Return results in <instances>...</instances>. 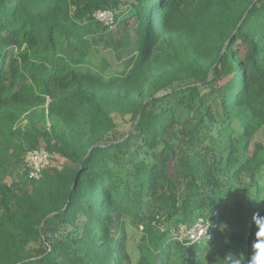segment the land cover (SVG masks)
Instances as JSON below:
<instances>
[{
    "label": "trees",
    "instance_id": "trees-1",
    "mask_svg": "<svg viewBox=\"0 0 264 264\" xmlns=\"http://www.w3.org/2000/svg\"><path fill=\"white\" fill-rule=\"evenodd\" d=\"M120 2L0 0V264H248L264 217V0ZM100 43L120 69L93 60ZM114 113L132 120L121 136ZM37 148L67 163L4 183ZM199 217L209 236L180 241Z\"/></svg>",
    "mask_w": 264,
    "mask_h": 264
},
{
    "label": "rangeland",
    "instance_id": "rangeland-1",
    "mask_svg": "<svg viewBox=\"0 0 264 264\" xmlns=\"http://www.w3.org/2000/svg\"><path fill=\"white\" fill-rule=\"evenodd\" d=\"M135 0H121L120 2V8L119 12H122V14H126L127 9L131 6V4ZM108 21H111L108 19ZM133 21L132 19H129L128 22L131 23ZM122 27L120 26V23H116V26L112 27L113 31H118V28ZM134 51L133 50H128L127 55H131ZM102 59H105L107 62H109L112 66V69H120L121 68V62L118 61L109 49L105 48L102 43L98 45L97 50H93V60L96 62H100ZM179 83V81H177ZM183 115H187L186 112H182ZM192 115L198 116L196 112H193ZM114 120L117 123V127L113 132L114 136H121L122 134L126 133L131 124L132 120L130 119V115H122L119 113H114L113 114ZM29 119L27 116H23L20 118L18 121V126H21V129H26L29 125ZM49 126V122L47 123ZM255 139L258 141H261L264 143V126L256 133ZM67 161L63 158L56 159L53 158L52 165H56L58 167H62L65 165ZM25 170V161H24V155L18 154L16 157L12 158L8 163L5 164L4 170L2 171L1 174V179L4 183L7 185H20V186H25V185H30L29 183V178L24 172ZM241 214V213H240ZM235 215H239V211H232L231 214V222L236 223L235 220ZM237 224V223H236ZM47 227H51L50 225ZM236 227H239V224L236 225ZM128 231L130 233L129 236V250L133 254L134 259H136L137 256V250H136V242L138 241L139 236L141 235L140 230H137L134 226H129L128 225ZM259 231V228L256 230V232ZM37 245L35 244L33 248L30 250L31 252H34L35 248ZM201 251L195 253V257H201L199 256L201 252L206 251V247L203 245L201 247ZM204 264H212L209 260L206 258L204 259Z\"/></svg>",
    "mask_w": 264,
    "mask_h": 264
},
{
    "label": "built area",
    "instance_id": "built-area-1",
    "mask_svg": "<svg viewBox=\"0 0 264 264\" xmlns=\"http://www.w3.org/2000/svg\"><path fill=\"white\" fill-rule=\"evenodd\" d=\"M99 20L109 23L113 20L112 13L108 10L98 11ZM110 19L111 21H108ZM52 163V155L44 148L30 150L25 157V168L30 178L39 179L43 171ZM212 220L199 217L192 227L182 226L176 233L180 241H201L209 236Z\"/></svg>",
    "mask_w": 264,
    "mask_h": 264
},
{
    "label": "clouds",
    "instance_id": "clouds-1",
    "mask_svg": "<svg viewBox=\"0 0 264 264\" xmlns=\"http://www.w3.org/2000/svg\"><path fill=\"white\" fill-rule=\"evenodd\" d=\"M255 224L259 231L256 232V240L252 245L253 252L248 264H264V217L254 216ZM235 264H240L239 260Z\"/></svg>",
    "mask_w": 264,
    "mask_h": 264
}]
</instances>
